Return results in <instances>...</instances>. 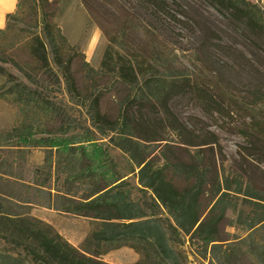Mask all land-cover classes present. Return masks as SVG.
<instances>
[{
    "label": "trees",
    "instance_id": "1",
    "mask_svg": "<svg viewBox=\"0 0 264 264\" xmlns=\"http://www.w3.org/2000/svg\"><path fill=\"white\" fill-rule=\"evenodd\" d=\"M17 1L0 30V100L15 107V118L0 137V145L5 142L18 150L40 147L46 153L43 162L30 170L37 176L25 183V196L6 190L0 174V239L9 244L0 249V264H110L101 256L126 245L140 255L133 264H183L176 249L179 241L168 236L159 219L147 218L128 191L120 189L124 182L114 159L72 112L85 114L91 127L128 154L139 168L138 181L172 217L175 225L168 222L169 229L184 232L191 244L196 239L210 246L217 256L218 228L232 205L228 185L217 177L215 201L203 216L196 207L204 195L208 169L196 168L185 184L177 185L165 180L162 165L138 151L159 140L166 141L164 148L174 141L179 148L200 146L212 154L216 146L221 152L213 131L205 124L187 126L171 108L174 100L186 97L211 114L235 113L232 106L237 101L226 96L225 83L208 65L212 55L222 52L224 64L231 66L230 51L224 49L232 47L216 30L196 45L201 31L192 21L205 5L224 18L232 34L264 39L261 0H80L108 41L98 69L84 62L86 82L78 81L73 70L77 55L84 57L83 53L45 11L61 0H33V8H41L43 18L36 17L28 28L17 27L21 7ZM39 25L41 31L36 29ZM107 85L118 98L115 117L101 111ZM240 130L264 147L260 121H244ZM168 157L163 155L165 161ZM256 205L262 210L251 219L242 242L249 245L246 258L264 264V243L256 242L254 235L256 225L264 222V204ZM31 206L89 219L91 228L82 247L30 214ZM224 255L226 260L231 253Z\"/></svg>",
    "mask_w": 264,
    "mask_h": 264
},
{
    "label": "rangeland",
    "instance_id": "2",
    "mask_svg": "<svg viewBox=\"0 0 264 264\" xmlns=\"http://www.w3.org/2000/svg\"><path fill=\"white\" fill-rule=\"evenodd\" d=\"M19 1L21 7L16 21L18 28L19 26L28 28L27 26L32 25L36 17L38 21L43 18L42 9L33 8L35 5L33 0ZM252 1L257 2V0ZM45 11L52 14L68 42L83 53L84 57L77 55L73 70L78 81L86 82L88 76L84 62H88L90 67L98 69L108 41L100 28L86 13L80 0H61L57 5L45 7ZM192 23H195L201 31L198 40L195 41L196 45L202 43L203 36L216 30L222 34L226 43L232 48L239 49L238 51H234L232 48L224 49L230 51L229 64L231 66L224 64L223 61L226 59L222 52L217 53L216 56L212 55L210 58L212 63L208 64L213 67L217 78L225 83L223 89L226 96L237 101L232 106L235 113L231 117L205 112L193 100L186 97L178 98L171 104L177 117L187 126L205 124L207 129L213 131L219 138L221 152L216 146H213L214 153L212 152V154L200 146L194 148L181 146L179 148L175 146L174 141H169V145L164 148L163 145L166 141L159 140L147 142V145L138 152L149 154V158L153 159L154 164L164 167L165 180L177 185L185 184L186 180L193 176L196 168H207L204 195L196 207L198 211L203 212V216L209 213L210 207L215 201L212 192L216 187L217 180L220 179L221 183L228 185L230 197L227 198L230 201L229 204L232 205L226 211L225 218L218 228L220 236L218 243L221 244V247L216 249L217 256L211 254L210 246L206 247L196 239H194V244H191L188 235L184 232L182 233L180 230L175 232L169 229L168 222L173 223L172 217L157 200L156 195L138 181L139 168L131 162L128 154L122 152L107 137H103L95 128L91 127L85 114L72 113L84 128L89 129L96 141L101 143L114 159L121 180L124 182V186L120 189L128 191L131 199L145 211L147 218L159 219L167 229L168 236L179 241L176 244V249L183 256V264H260L246 258L249 245L247 242H242V239L248 233L246 229L251 219L258 217L257 213L262 210L256 205L257 202L264 204V147L260 148L252 136H243L240 129L244 126V121L248 122L250 119L260 121L264 125V39L253 41L235 33L232 34L224 18L205 5L196 13V21H192ZM36 29L41 31V25ZM17 53L20 56L21 53ZM11 71L15 72L13 68ZM2 80L3 77L0 75V82ZM104 89L105 95L102 99L101 111L115 117L118 113V98L109 85ZM3 102L0 100V109L3 110L8 105L14 120L15 107ZM199 120L202 123H199ZM12 123L8 128L0 129L2 139L3 133L11 127ZM165 138L175 140L170 135ZM1 144L0 174L6 181L4 182L6 190H11L13 193L20 192L25 196L27 189L25 183L37 176V173L30 170L43 162L46 152L40 147H23L22 150H18L15 147L6 146L5 142ZM166 153L169 157L165 161L163 155ZM22 172H24L23 176H20ZM56 185L61 186L60 182ZM238 187H240L239 192H234ZM218 211V209L212 211V214L215 215ZM29 213L38 218L40 215L48 218L53 227H56L67 240L77 241L83 237L88 228H91L86 217L70 213H57L42 206H31ZM173 224L175 225V223ZM254 233L256 242L264 243V222L256 225ZM82 245L83 243L79 247ZM7 248H9V244L0 239V249ZM119 248L105 252L101 258L113 260V264H133L140 258V255L128 245ZM226 251L231 253V256L224 260ZM135 256L138 258L134 260ZM28 264L34 263L28 261Z\"/></svg>",
    "mask_w": 264,
    "mask_h": 264
},
{
    "label": "crops",
    "instance_id": "3",
    "mask_svg": "<svg viewBox=\"0 0 264 264\" xmlns=\"http://www.w3.org/2000/svg\"><path fill=\"white\" fill-rule=\"evenodd\" d=\"M261 3H262V5L264 6V0H261ZM17 4H18V1L12 6V8H13V10L12 11H5V13H4V16H5V21H6V14H8V13H11V12H14L15 11V9H16V7H17ZM8 5H7V0H6V4H5V7H7ZM4 103V102H3ZM6 105V104H5ZM2 109H0V129H3V128H8V126H10V124L12 123V121H13V115L11 114V111H10V109H9V107H8V105H6L5 107H4V109L1 111ZM1 112H3V113H1ZM38 207V206H37ZM43 207V206H42ZM45 208H47V207H45ZM48 209H51V208H48ZM51 210H53V209H51ZM53 211H56L55 209L53 210ZM57 213H58V211H56ZM59 213H61V212H59ZM62 214H66V213H62ZM34 216V215H33ZM36 217V216H35ZM38 218V217H37ZM43 219V220H45L46 222H48L49 224H51L50 222H49V220H48V218H46V217H44V216H42V215H40V217H39V219ZM88 221H89V219H88ZM52 225V224H51ZM88 225H89V223H88ZM52 227H53V225H52ZM90 227V226H89ZM56 228V227H55ZM57 229V228H56ZM89 228H88V230H87V232L83 235V237L81 238V239H78L77 241H74V239H70V240H67V241H70L73 245H75V246H80L82 243H83V239L86 237V235L88 234V232H89ZM122 248V247H121ZM118 249H120V248H118ZM104 255V254H103ZM136 258H138V257H134V260L136 259ZM105 260V259H104ZM105 261H107V262H110V263H114V261L113 260H110V259H106ZM115 263H117V262H115Z\"/></svg>",
    "mask_w": 264,
    "mask_h": 264
},
{
    "label": "clouds",
    "instance_id": "4",
    "mask_svg": "<svg viewBox=\"0 0 264 264\" xmlns=\"http://www.w3.org/2000/svg\"><path fill=\"white\" fill-rule=\"evenodd\" d=\"M17 2V0H7V7H5L6 0H0V30L4 29L6 26L5 11H12V6Z\"/></svg>",
    "mask_w": 264,
    "mask_h": 264
}]
</instances>
